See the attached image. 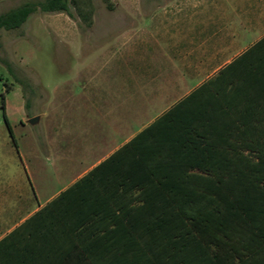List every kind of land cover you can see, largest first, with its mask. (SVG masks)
Listing matches in <instances>:
<instances>
[{
  "label": "trees",
  "instance_id": "1",
  "mask_svg": "<svg viewBox=\"0 0 264 264\" xmlns=\"http://www.w3.org/2000/svg\"><path fill=\"white\" fill-rule=\"evenodd\" d=\"M37 12L71 15L70 0L23 3L0 14V30H17ZM251 50H264V39ZM258 59L245 80L264 97ZM198 93L100 166L117 165L97 199H75L79 184L64 192L57 201L73 200L52 214V226L20 239L21 264H264V119L212 121L215 107ZM2 110L14 138L4 101Z\"/></svg>",
  "mask_w": 264,
  "mask_h": 264
},
{
  "label": "crops",
  "instance_id": "2",
  "mask_svg": "<svg viewBox=\"0 0 264 264\" xmlns=\"http://www.w3.org/2000/svg\"><path fill=\"white\" fill-rule=\"evenodd\" d=\"M163 9L159 31L135 26L119 34L110 51L100 50L105 56L110 52V60L99 64L86 57L79 97L72 91L64 99L53 97L50 147L61 154V140L54 135L76 130L81 155L64 154L62 167L69 175L62 180L50 176L55 187L42 199L35 193L19 195L16 187V198L10 201L3 196L11 192L9 186L0 190V264H21L20 239L52 226V214L73 200L57 201L64 192L79 184L71 194L75 199L98 197L95 190L115 180L117 167L100 166L191 94L199 91V101L215 107V112L208 110L212 121L264 119L259 86L245 80L259 68L258 58H264V50H251L264 39V0H176ZM169 14L172 18H166ZM37 214L15 239L4 241ZM48 242L52 247V238Z\"/></svg>",
  "mask_w": 264,
  "mask_h": 264
},
{
  "label": "rangeland",
  "instance_id": "3",
  "mask_svg": "<svg viewBox=\"0 0 264 264\" xmlns=\"http://www.w3.org/2000/svg\"><path fill=\"white\" fill-rule=\"evenodd\" d=\"M35 1L40 0H0V14ZM173 1L70 0L71 15L37 12L17 30H0V190L6 185L11 191L3 196L14 200L18 187L19 195L35 193L42 199L55 187L50 176L68 177L64 154L79 159L82 138L79 131H64V136L54 135L64 152L51 149L53 97L64 99L71 91L79 97L86 57L99 64L110 60L111 53L105 56L100 50L110 51L118 35L135 26L159 31L161 12ZM2 60L11 64L15 76ZM3 101L14 138L3 117ZM34 117L39 121L29 124Z\"/></svg>",
  "mask_w": 264,
  "mask_h": 264
},
{
  "label": "water",
  "instance_id": "4",
  "mask_svg": "<svg viewBox=\"0 0 264 264\" xmlns=\"http://www.w3.org/2000/svg\"><path fill=\"white\" fill-rule=\"evenodd\" d=\"M39 117H34L28 120V123L31 125H35L39 121Z\"/></svg>",
  "mask_w": 264,
  "mask_h": 264
}]
</instances>
